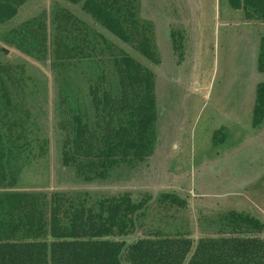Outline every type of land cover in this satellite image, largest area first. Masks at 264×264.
Here are the masks:
<instances>
[{"label":"trees","instance_id":"obj_1","mask_svg":"<svg viewBox=\"0 0 264 264\" xmlns=\"http://www.w3.org/2000/svg\"><path fill=\"white\" fill-rule=\"evenodd\" d=\"M26 0H0V24ZM110 33L152 61H160L155 25L141 15V0H68ZM247 17H264V0H231ZM2 37L50 68L60 86L56 103L61 161L85 181L110 177L122 165L150 156L157 141L156 74L68 6L45 11L8 28ZM264 45L259 69L264 66ZM81 68L85 97L71 72ZM0 62V264H264V221L243 210L219 214L213 233L195 241L189 231L140 226L139 200L129 192L95 197L91 192L16 189L31 155L47 154V135L33 110L15 92L24 79ZM264 120V81L257 85L253 123ZM42 133V132H41ZM216 135V132H215ZM214 135V136H215ZM35 148H37L36 152ZM160 201L186 206L176 192Z\"/></svg>","mask_w":264,"mask_h":264},{"label":"rangeland","instance_id":"obj_2","mask_svg":"<svg viewBox=\"0 0 264 264\" xmlns=\"http://www.w3.org/2000/svg\"><path fill=\"white\" fill-rule=\"evenodd\" d=\"M61 5L156 74L154 152L102 180L85 181L61 161L56 111L60 86L50 60L34 58L2 37L8 28L43 11L52 29L53 10ZM140 9L155 25L158 63L97 24L81 3L26 0L14 17L0 24V62L24 73L15 92L32 108L41 136L49 137L47 154L27 158L15 188L49 194L87 190L95 197L129 192L141 203L142 223L123 235L129 240L159 227L172 233L187 230L196 241L213 233L219 214L229 209L264 221V120L259 126L253 123L257 85L264 81V69H259L264 17H247L231 0H141ZM73 69L76 90L86 98L81 68ZM163 191L178 193L187 205L160 201Z\"/></svg>","mask_w":264,"mask_h":264},{"label":"crops","instance_id":"obj_3","mask_svg":"<svg viewBox=\"0 0 264 264\" xmlns=\"http://www.w3.org/2000/svg\"><path fill=\"white\" fill-rule=\"evenodd\" d=\"M253 112H254V108H253ZM217 130H220V128L216 129V132H217ZM214 135H215V132H214ZM214 135H213V136H214Z\"/></svg>","mask_w":264,"mask_h":264}]
</instances>
